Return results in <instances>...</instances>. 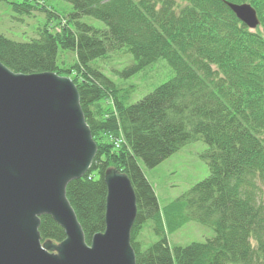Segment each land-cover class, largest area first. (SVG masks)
Masks as SVG:
<instances>
[{"label":"trees","instance_id":"1","mask_svg":"<svg viewBox=\"0 0 264 264\" xmlns=\"http://www.w3.org/2000/svg\"><path fill=\"white\" fill-rule=\"evenodd\" d=\"M65 1L73 13L59 32L44 0L12 3L17 14L42 12L46 21L28 42L0 33V61L15 73L53 72L77 86L98 147L90 170L67 186L86 242L105 231L104 174L115 167L129 177L137 198L131 233L136 264H264V0ZM228 2L252 5L260 27L250 30ZM84 16L106 28L82 23ZM121 51L135 59L124 78L160 59L174 77L127 104L134 87L122 90L94 64ZM199 140L208 145L202 158L210 175L162 210L140 163L153 169ZM149 221L160 238L144 248L139 239ZM189 222L212 228L215 238L171 247L165 227L171 233ZM39 231L43 241L65 239L48 215Z\"/></svg>","mask_w":264,"mask_h":264},{"label":"water","instance_id":"2","mask_svg":"<svg viewBox=\"0 0 264 264\" xmlns=\"http://www.w3.org/2000/svg\"><path fill=\"white\" fill-rule=\"evenodd\" d=\"M227 5L249 29L261 25L252 5ZM97 151L71 78L15 73L0 61V264H136L137 198L126 174L106 170V228L90 245L68 200ZM46 215L64 229L59 244L42 240Z\"/></svg>","mask_w":264,"mask_h":264},{"label":"rangeland","instance_id":"3","mask_svg":"<svg viewBox=\"0 0 264 264\" xmlns=\"http://www.w3.org/2000/svg\"><path fill=\"white\" fill-rule=\"evenodd\" d=\"M17 1L19 0H9L10 4H8L0 0V33L16 42H28L38 37V29L43 26L47 15L35 12L32 16H21L13 10L12 3ZM44 1L58 17L54 18L53 23L57 32L59 24L64 23L65 19L67 20L73 13V7L65 0ZM80 21L97 29L106 28L102 21L93 17L84 16ZM71 25L75 27L73 22ZM60 53L62 56L64 51L60 50ZM68 56L70 63L75 64V54L69 52ZM94 64L100 66L102 72L122 90L134 87L128 96L127 104L140 101L158 86L174 77V72L168 62L165 59H160L143 72L130 78H124L123 71L135 64L134 56L126 51L109 54L107 58L97 60ZM207 151L208 145L205 142L193 141L153 169L147 168L142 162L140 163L155 190L162 210L176 200L186 198L195 185L210 175L209 166L202 158ZM165 231L171 247H187L193 243H206L216 236L212 228L196 222H189L171 233H168L165 227ZM159 238L153 230V222L149 221L144 226L139 241L146 248L157 242Z\"/></svg>","mask_w":264,"mask_h":264}]
</instances>
